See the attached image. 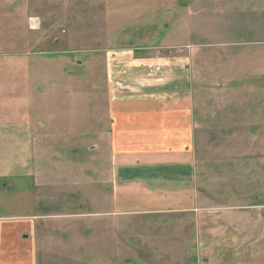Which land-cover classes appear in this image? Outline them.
Returning a JSON list of instances; mask_svg holds the SVG:
<instances>
[{
  "label": "rangeland",
  "instance_id": "rangeland-1",
  "mask_svg": "<svg viewBox=\"0 0 264 264\" xmlns=\"http://www.w3.org/2000/svg\"><path fill=\"white\" fill-rule=\"evenodd\" d=\"M130 1L45 0L39 7L37 0H0V129L12 120H42L61 129L55 140L46 139L49 151L40 160L54 186L44 192L47 185L35 177L36 213L48 215L40 235H105L99 223L86 224L87 215H74L102 211L106 60L159 52L190 59L197 125L200 232L175 239L192 252L175 264H264V0H181L174 14L166 9L165 15L140 16L126 14ZM171 43L180 46H161ZM38 105L43 109L34 111ZM8 146L0 143L5 169V155L14 152ZM16 177L0 176V186ZM44 199L46 209L38 207ZM137 222L125 224V235L173 231L170 224ZM166 242L154 241L150 248L158 255L137 263L166 264Z\"/></svg>",
  "mask_w": 264,
  "mask_h": 264
},
{
  "label": "crops",
  "instance_id": "crops-1",
  "mask_svg": "<svg viewBox=\"0 0 264 264\" xmlns=\"http://www.w3.org/2000/svg\"><path fill=\"white\" fill-rule=\"evenodd\" d=\"M37 1L40 7L45 0ZM130 2L126 12L130 16L165 15L166 9L174 14L181 4V0ZM119 3L120 6L121 0ZM25 5L31 9L30 3ZM184 6V10L188 9ZM35 22L32 18L31 24L35 26ZM41 24L36 25L38 29ZM179 44L161 46L179 47ZM189 69L187 56L175 58L159 52L138 57L133 52L115 54L106 60L103 72L106 106L99 133L109 147L103 154L105 164L100 171L102 195L98 205L102 211L74 215L75 218L87 215L86 224L99 223L105 235H40L38 226L48 215L40 210L36 213L35 177L47 185L44 192L48 186H54L47 184L49 172L40 160L49 151L46 139L59 137L61 129H49L42 120H12L5 132L0 129V143L11 145L9 150L14 152L17 148L16 156L14 152L11 156L5 153L8 167H0L3 178L17 176L0 186V264H139L136 259L140 257L151 261L153 255H158V249L150 246L161 240L167 241L161 247L166 264L168 257L175 264L178 263L175 258L192 254L175 241L185 239L184 235H198L197 211L203 208L196 184L197 125ZM41 109L42 105H38L34 111ZM93 123L90 125L95 127ZM74 126L79 129L78 124ZM16 169L21 172L17 174ZM40 202V208L50 206L45 199ZM133 219L152 227L171 225L169 229L173 231L168 232L170 235H125V224ZM180 230L182 235H178ZM197 238L201 240L200 236ZM202 243L197 245L200 253ZM197 264H201L200 260Z\"/></svg>",
  "mask_w": 264,
  "mask_h": 264
}]
</instances>
